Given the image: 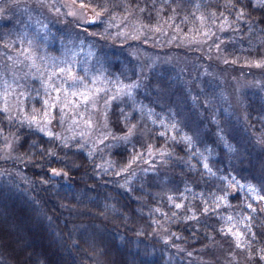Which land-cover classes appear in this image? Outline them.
I'll return each mask as SVG.
<instances>
[{"label": "trees", "instance_id": "obj_1", "mask_svg": "<svg viewBox=\"0 0 264 264\" xmlns=\"http://www.w3.org/2000/svg\"><path fill=\"white\" fill-rule=\"evenodd\" d=\"M80 1L102 22L130 13L150 30L196 37L203 28L210 47L222 41L224 65L251 72L264 61L261 0ZM90 19L85 27L96 28L100 20ZM97 52L205 150L170 140L148 112L114 101L95 146L0 107V264H264V82L230 106L208 65L195 74L165 63L141 78L128 52Z\"/></svg>", "mask_w": 264, "mask_h": 264}, {"label": "rangeland", "instance_id": "obj_2", "mask_svg": "<svg viewBox=\"0 0 264 264\" xmlns=\"http://www.w3.org/2000/svg\"><path fill=\"white\" fill-rule=\"evenodd\" d=\"M11 13L15 22L2 26ZM100 15L80 0H0V107L47 133L95 146L107 135L105 114L114 101L120 108L148 112L143 117L160 126L170 140L182 136L189 147L200 152L205 146L174 127L176 121L160 110L153 112L134 93L132 83L122 82L119 70L105 63L97 51L114 48L128 52L141 78L144 69H158L165 63L195 74H202L201 69L208 65L203 71L219 78L216 80L224 86L222 100L230 106L236 104L243 89L264 82V61L254 62L251 72L221 64L216 58L221 56L222 41H213L210 47L212 35L203 28L202 36L188 37L170 27L150 30L130 13L103 22ZM91 17L100 20L93 29L84 25ZM192 141L195 146L189 145ZM207 159L205 154L203 164L210 168ZM233 180L239 184L238 179ZM243 186L257 195L255 186Z\"/></svg>", "mask_w": 264, "mask_h": 264}, {"label": "snow or ice", "instance_id": "obj_3", "mask_svg": "<svg viewBox=\"0 0 264 264\" xmlns=\"http://www.w3.org/2000/svg\"><path fill=\"white\" fill-rule=\"evenodd\" d=\"M60 71L63 72L64 69H61ZM86 99H87V97L85 96V100H86ZM46 103H47V102H46ZM4 110L7 111L6 108H5ZM205 167H207V165H205ZM57 174H58V173H57ZM259 199L264 200V196L259 197ZM176 206H177V207H180V205H176ZM249 207H251V205H249ZM229 219H231V218H229ZM229 231L231 232V229H229ZM232 235L236 236L238 240L242 237V233H239V232H233ZM262 259H264V257H262Z\"/></svg>", "mask_w": 264, "mask_h": 264}]
</instances>
